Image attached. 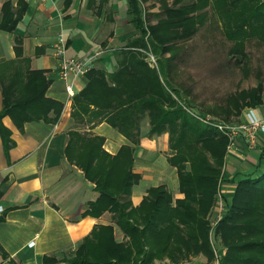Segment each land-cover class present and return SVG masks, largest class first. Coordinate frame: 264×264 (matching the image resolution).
<instances>
[{
    "label": "trees",
    "instance_id": "16d2710c",
    "mask_svg": "<svg viewBox=\"0 0 264 264\" xmlns=\"http://www.w3.org/2000/svg\"><path fill=\"white\" fill-rule=\"evenodd\" d=\"M145 1L126 0V22L138 30L139 36L125 40L115 55V69L106 71L104 67L92 66L86 72L87 83L73 96L72 115L106 120L134 143L140 137L139 120L148 116L149 134L168 133V160L176 168L183 196L173 201L164 185L151 186L140 204L132 205L131 188L140 178L132 169L133 147L122 144L111 154L102 147L103 137L70 130L65 154L94 182L99 193L87 211L99 214L110 210L126 238L117 242L110 225H99L84 237L66 264H154L155 258L165 255L177 261L176 258L200 251L212 261L215 254L211 236L225 247L216 264H264V171L237 180L231 198L223 199V213L212 227L209 213L222 180L228 137L215 126L199 121L200 115L190 112L188 100L180 98L171 83L170 60L176 54L178 41L196 32L209 0L174 5L159 0L161 15L146 25L142 17ZM226 1L232 8L243 6L229 18L225 33L228 39L235 40L229 48L232 56L236 55L234 61L245 64L246 43L255 35V22L264 15V3ZM15 21L16 18L12 23ZM138 47L150 48L157 55L158 68L145 60ZM172 50L171 54L160 57ZM11 87V84L3 87L0 117L11 113L18 124L38 116L57 120L63 105L44 96L46 82L38 72L28 74L27 80L17 88ZM262 91L261 82L251 89L235 91L226 97L222 107L219 105V110L208 109L203 115L217 113L216 118L219 115L226 120L235 119L244 106H256L264 101ZM160 100L175 105L164 111ZM103 101L107 103L102 105ZM51 108L55 113L49 118L47 112ZM132 121L138 127L133 129ZM0 129L7 143L9 131L2 126Z\"/></svg>",
    "mask_w": 264,
    "mask_h": 264
},
{
    "label": "crops",
    "instance_id": "0c3cea01",
    "mask_svg": "<svg viewBox=\"0 0 264 264\" xmlns=\"http://www.w3.org/2000/svg\"><path fill=\"white\" fill-rule=\"evenodd\" d=\"M126 3L0 0V111L4 104L3 87L11 84L15 89L34 72L46 82L44 96L63 105L56 121L38 116L18 124L11 113L0 117V126L9 131L10 138L5 143L0 129V264H66L84 237L99 225H110L117 242L126 238L110 210L99 214L87 211L99 193L94 182L65 154L70 130L103 137L102 147L111 154L122 144L133 145L132 169L140 178L131 188L132 205L138 206L151 186L164 185L173 201L183 196L176 168L168 160L166 131L149 134V119L144 117L139 122V140L133 143L106 120L73 116V97L67 98L58 75L56 35L63 33L68 53L76 57L86 56L103 44L109 46L118 40L115 35L127 28ZM9 18L16 21L12 23ZM123 45L112 49L109 46L107 50L115 52L99 57L92 66L104 67L106 71L115 69V55ZM85 75L76 81L77 93L87 83ZM254 108L257 116L264 118V101ZM54 113L51 108L47 116L52 118ZM245 120L244 113L237 116V123ZM262 148L264 134L258 133L253 147L243 132L233 136L224 158L218 197L230 199L240 177L257 176L264 171ZM217 208L215 204L209 213L212 227L218 220ZM211 241L213 244L212 237ZM213 247L218 254L214 261L200 251L176 258L177 261L165 255L155 258L154 264H216L225 248L219 244L218 250L214 244Z\"/></svg>",
    "mask_w": 264,
    "mask_h": 264
},
{
    "label": "rangeland",
    "instance_id": "374dc122",
    "mask_svg": "<svg viewBox=\"0 0 264 264\" xmlns=\"http://www.w3.org/2000/svg\"><path fill=\"white\" fill-rule=\"evenodd\" d=\"M189 1L190 0H165L169 5L187 3ZM259 1L260 3H264V0ZM208 3L209 5L205 8L204 17L202 18L203 22L198 26V29L192 36L178 41V45L174 50L176 54L174 58L170 60L172 85L177 88L180 98L188 100L189 106L192 109L190 112L197 113L200 117H203V113L207 112L208 109L209 111L215 108L219 110V105L221 107L224 105L225 99L229 94L243 88L251 89L258 82L264 85V18H262L264 15H261L255 22V35L246 43L245 49L248 54L246 63L243 64L242 61L240 64H237L233 59L236 55L232 56L229 52V48L235 40L228 39L225 30L229 18L232 17L234 12L242 9L243 6L240 4L232 8L228 5L226 0H209ZM161 8L159 0H147L142 4V17L145 19V25L148 22L153 23L156 21L157 15H161L160 13H162ZM126 24L127 28L121 29L122 34L115 35L118 40L115 39L109 44L111 49L124 43L128 37L139 36V34L136 33L138 30H136L131 23L127 22ZM147 35L148 33L146 32L144 36L146 41L149 38ZM105 45L98 46L100 49L105 50V52L98 55L99 57L107 55L110 52H115L107 50L109 46ZM138 52L145 56V60L148 61L151 66L158 68L157 55L153 54L150 48L146 50L138 47ZM172 52L173 50L164 52L160 54V57H165ZM151 56H153L154 61ZM261 94L262 97H264V91H262ZM160 102L161 104L159 105L164 111H168L175 105L172 102L168 103L163 100H160ZM104 103L106 104L107 101H103L102 105H104ZM247 107L254 108L255 106H244L240 114L244 113ZM210 114L215 117L217 113ZM144 117L149 119L148 116ZM217 117L218 118H215L221 119L223 122L237 123V117H235V119L231 117L228 120L221 118L219 115ZM198 120L202 121L199 118ZM140 121L141 119L139 122ZM132 122L131 125L136 124L135 121ZM138 126H133V129ZM216 129L222 132L219 128ZM131 146L133 147V145ZM228 151L229 148L227 152ZM216 197L215 204L219 198L218 195ZM212 239L216 250H218V244L220 247L225 248L221 241L218 242L214 237H212ZM217 255L218 254H215V257ZM216 258H214V260H216Z\"/></svg>",
    "mask_w": 264,
    "mask_h": 264
},
{
    "label": "built area",
    "instance_id": "2783aa9c",
    "mask_svg": "<svg viewBox=\"0 0 264 264\" xmlns=\"http://www.w3.org/2000/svg\"><path fill=\"white\" fill-rule=\"evenodd\" d=\"M54 51L59 61L58 75L64 82V91L68 99L72 98L76 94L75 85L77 79L86 74V72L92 67L95 60L99 58L98 55L105 52L104 49H100L99 47H97V49L83 57L70 55L67 51V41L61 31L56 35V40L54 42ZM151 58L154 61L153 56H151ZM244 114L246 120L244 122L238 123L223 122L222 120L216 119L210 114H205L203 115V117H197L203 122L219 128L223 133L227 135V148L231 147V145L233 144V136L239 131L244 133L249 146L253 147L256 143L258 133L264 134V118H259L256 114L255 109L252 107H247V109L244 111ZM261 157L262 159H264V148H262L261 150ZM217 207V219H219L224 210V201L221 197H219L217 200ZM1 210L2 206L0 205V211Z\"/></svg>",
    "mask_w": 264,
    "mask_h": 264
}]
</instances>
